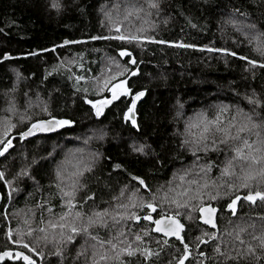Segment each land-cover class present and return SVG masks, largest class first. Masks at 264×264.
Returning <instances> with one entry per match:
<instances>
[{
  "label": "trees",
  "instance_id": "trees-1",
  "mask_svg": "<svg viewBox=\"0 0 264 264\" xmlns=\"http://www.w3.org/2000/svg\"><path fill=\"white\" fill-rule=\"evenodd\" d=\"M144 1L58 0L57 10L51 6L53 0H0V121L13 94H18V108L29 103L31 110L36 104L38 113L10 134L15 144L0 156V172L5 174L0 181V251L28 254L34 248L30 256L36 264H264V201L241 200L236 215L225 211L236 195L264 193V67L259 66L264 56L256 50L264 47V0ZM148 1L158 7L146 8L151 21L147 31L121 34L137 40L90 39L115 37L104 9L107 13L125 2L144 7ZM122 50L132 55L121 57ZM240 57L257 61V66ZM133 58L136 64L130 63ZM116 59L127 71L111 83L127 78L131 92L146 90L136 107L138 128L125 120L129 96L111 103L99 118L86 102L107 94L106 86L96 90L94 81L103 72L106 75ZM44 106L47 112L42 111ZM51 116L73 123L19 140L18 133L31 121ZM217 117L221 127L233 125L228 129L233 136L245 129L231 149L220 145L219 152L211 150L212 140L219 144L223 138L211 125L209 151L194 155L191 147L183 146L186 139H198L204 124ZM82 134L83 139L75 141ZM134 145H145L144 152L133 151ZM236 148L250 157L248 165L243 171L233 169V177H222ZM81 160L90 162L92 171L80 178L84 187L73 201L77 207L70 211L61 198L56 172ZM208 164L215 167L204 173ZM22 169L28 176L17 175ZM218 193L219 199H210ZM88 196L93 199L79 207ZM206 203L217 207L218 231L198 221V208ZM147 204L156 211L142 206ZM105 210L108 227L97 224L89 233L71 232V226L87 227L89 219H99L94 213ZM149 213L153 218L179 213L184 242L155 233L152 222L143 219ZM133 214L141 219L112 226L111 217ZM192 215L194 219L187 220ZM49 220L64 223L65 228L53 229ZM69 235L74 236L71 242ZM137 235L141 240L135 239ZM109 240L115 248L100 243ZM130 251L134 254L128 255ZM148 251L154 255L147 256ZM0 264L27 263L19 259Z\"/></svg>",
  "mask_w": 264,
  "mask_h": 264
},
{
  "label": "snow or ice",
  "instance_id": "snow-or-ice-1",
  "mask_svg": "<svg viewBox=\"0 0 264 264\" xmlns=\"http://www.w3.org/2000/svg\"><path fill=\"white\" fill-rule=\"evenodd\" d=\"M53 8H56L57 10H59L60 8V4L58 2V0H53V3L51 5ZM152 8H156L158 7V5L156 3H152L151 4ZM248 27H252V26H248ZM117 31L119 32L120 29L118 28ZM90 39L92 40H96V39H119V40H124L127 41L129 43H131L132 41L137 40V36L132 35V36H124V35H119V36H115V37H104V36H100V37H91ZM151 39V38H148ZM81 41H75V43H80ZM151 42H160L163 43V41H151ZM65 43H69L68 41H65ZM180 46H184V45H180ZM209 51H213V49H207ZM262 56H264V47H260L256 49ZM224 51L226 54L228 55H232L235 56L236 53L234 52H228L227 50H222ZM31 55H36V53H31ZM132 54L130 52H128L127 50H122L119 52V56L121 57H125V56H131ZM10 57H5V59H9ZM240 59L245 60L248 64L252 65L253 67L257 66V61L255 60H249L247 57H240ZM131 64H136V60L133 58L130 60ZM260 67H264V64H259ZM125 71H127V69H125ZM137 73L136 72H132L131 75L135 76ZM122 75V73H121ZM77 79H81V77H77ZM125 82H121L119 84H116L115 87L116 88H120L123 91L121 92V95H131L130 90L127 89L124 86ZM145 95L144 91H141L139 93H136L133 97H132V106L128 108L127 112L125 113V120H130L132 125L134 127L138 128V125L136 124V120L134 118V109L136 106V101L140 100L143 96ZM120 97L113 92L112 95V99L111 100H101L98 103H93L91 100L86 101L89 104H92V106L96 109V116H100L102 115L101 112V107L107 106L109 104L112 103L113 100H117ZM42 111L47 112V107L44 106L42 108ZM31 119V118H29ZM235 119V118H233ZM23 122V121H22ZM72 121L70 120H66V119H56L55 117H52L51 119L48 120H38L34 123H31V126L27 128L26 131L20 132L19 133V139L20 140H25L30 136H33L36 132H52L55 131L57 128H63V127H67V126H71L72 125ZM214 126L215 127V132L216 133H220L222 134L223 138L220 140L219 144L216 143L215 139L212 140V146H211V150L219 152L220 151V145H224L226 148L231 149L233 147V142L236 141H240L242 138L239 135V132H243L245 131L244 128H240L239 131L237 132V134L235 136L231 135L230 131L228 129H230L233 125H229L228 129L221 127L220 126V119L219 117H217L216 120L214 121H207L204 124V128L203 131L200 133V136L198 139H192V140H188L186 139L184 141L183 146L186 147H191L194 155L198 152H200L201 150H203L204 152L209 151V145L206 143V141L209 139L208 137V133H210L212 131V128H210L209 126ZM16 125H11V127L4 133V136L8 137L9 133L11 132L12 128H15ZM189 127L191 128L192 125H189ZM243 144L245 147L251 149L252 145H250L248 143L247 140H243ZM13 147V139L12 138H8L6 140H0V156H4L6 153H8L9 149ZM145 145H139V146H133V151L136 152H140L143 153L145 150ZM236 151V156L233 157L232 159L228 160L227 164L228 166L225 167L222 171V177L224 176H229V177H233L235 176V172L233 171V169H239L240 171H243V169L248 165V162L250 160V157L248 156H244L242 155V150L239 148L235 149ZM197 159H199V157H197ZM75 167V171L65 175L64 172L57 170L56 172V178L58 181H60V185H66L68 190H64L63 187H60V185H58V188H60V193H61V198L66 200L67 203V207L69 208V210L71 211L72 209L77 207V204H74L73 201L76 199L77 193L83 189L84 185L81 184L80 178L84 176V174L86 172H90L92 171V166L90 162L87 161H78L77 164L74 166ZM117 168H119L120 166L117 165ZM213 167H215L214 164H208L205 168L202 169V171L204 173H207L208 171H210ZM66 171V170H65ZM18 176H28V171L26 169H22L18 174ZM5 179V174L3 172H0V181H3ZM134 179H138L135 178ZM181 179H183V177H181ZM139 184L143 187V188H147V185L145 184V182L142 179H138ZM193 183H195V181H193ZM243 187L247 188L249 187L248 183H244L242 185ZM139 191V189H138ZM123 195V193H121ZM226 195L231 196V193H226ZM219 193L215 196H210L211 200H216L219 199ZM259 198L261 201H264V193L261 192H255V194L253 195L251 192L249 193V195L247 196H239L236 195L234 199L231 200V203H229L227 205L228 209L232 212L233 215H236V205L238 204L239 201L241 200H247L250 201L252 203H255L256 199ZM93 197L92 196H88L86 198V200L84 201L83 204H80L79 207H84L87 204V201L92 200ZM143 207H145L146 209H151V212H155L156 208L152 205V204H147V205H142ZM43 207V206H41ZM177 207H179V205H177ZM48 212L51 214L52 209L49 208ZM200 212L202 213H208V217L203 219V223L204 224H209L211 225L213 228L216 227V223H215V219L213 214L216 212V209L208 206L205 208H201ZM68 215V214H65ZM77 218H80L82 216V213L77 211L75 213ZM94 215L96 217H98V220H93V219H89L88 221V225L87 227H84L82 229H78L75 226H71V232L73 234L79 235L80 232H84V233H89V229L96 227L97 224L99 225V227H108V223L107 220L105 219V217H107L108 213L107 210H105L104 212H97L94 213ZM179 216V213L176 214V216H167L164 219H160V220H152V216L151 213H149V215L144 216L143 219L145 220H149L152 221L153 223L156 224V228L155 231L156 232H161L163 231V234L165 236H173L175 237L177 240L181 241L182 243L183 241V237L181 235L183 229H184V225L180 222V219H178L177 217ZM191 219V217H189ZM65 216H61L60 220H64ZM113 224L112 226L115 227L117 225H120L122 222L127 221V220H139L141 219L138 216L133 215H127V216H119L117 217H111ZM43 222V220H42ZM48 226L55 229V228H60V229H64L65 228V224L64 223H59V222H53L51 220L48 221ZM39 231L41 232H45L46 229L45 228H40ZM29 235H32V232L30 231L28 233ZM147 234V233H145ZM124 233L120 232L119 236H123ZM94 240L98 239V236H92L91 237ZM214 239V237H212ZM74 239L73 235H69L67 236V241L71 242ZM135 239L137 241L141 240V236L137 235L135 237ZM17 243H20V241H15ZM101 245H103L104 243H108L111 244V246L113 248L116 247L115 244H112V242L109 241H100ZM165 244H167V241H164ZM200 243H207L206 240H200ZM240 243H243V241H240ZM23 247L25 248H29L28 244H23ZM188 245L186 243H184V248L185 250H187ZM29 251H36L34 248H29ZM250 253L253 251L252 249L248 250ZM217 252H219V249H217ZM59 254V253H58ZM134 252H128V255H133ZM10 253L5 252L4 256H9ZM154 255V253H151L150 251L147 252V256H151ZM201 255H203V253H201ZM17 258H22L24 261L27 262V264H34V261L27 255H24L23 253H17L16 254ZM101 259H106V257H101ZM180 264H183V261L180 262Z\"/></svg>",
  "mask_w": 264,
  "mask_h": 264
},
{
  "label": "rangeland",
  "instance_id": "rangeland-1",
  "mask_svg": "<svg viewBox=\"0 0 264 264\" xmlns=\"http://www.w3.org/2000/svg\"><path fill=\"white\" fill-rule=\"evenodd\" d=\"M121 1H124V0H121ZM150 4L151 3L148 1L143 7L141 4L132 5V2H125V4H118L119 6L118 5L111 6L112 7L111 11H108L107 13H106V9H104V12H103L104 18L107 20H111V25L113 26V30L116 31L114 32L113 36H119L123 34V32L125 31L133 32L135 30L148 29L150 27L149 25L151 24V21L149 18V11H147L146 8H148L147 6ZM104 6L106 8V3L103 4V7ZM118 28L120 29L119 32L117 31ZM242 29H245V28H242ZM143 35L145 37L147 36L146 34H143ZM124 71H125L124 65L116 59L114 63V67L111 69H108L106 71V75L103 72V74L99 78L95 79L94 83L97 87L96 90H103L105 89V86H106V89H108V86L111 84V80L113 79V77L117 75H121V73H123ZM11 98L12 99H10L9 107L6 110L7 114L4 116V118H2L3 120L0 121V130L3 132V136H4V133L11 127V125H16V127L11 129V132L9 133L8 137L4 136L0 140H6L8 138L13 139V136L10 134L17 132L19 130V128L17 127L19 125H23L22 121L30 118V116H34L35 114H38L34 110V108L37 107L36 104H34V108H32L31 110L27 109L28 105H30L29 103H26L27 106L20 109L18 108V105H17V102L18 103L20 102L18 101V94L17 95L13 94ZM192 117H196V116H192ZM82 136L83 134L79 137L76 136L75 141L82 140L83 139ZM13 144H15L14 140H13ZM60 144L61 143L58 142V145ZM77 148L78 147H76L75 149ZM63 171L69 174L75 171V168L71 165V163H69L67 166L63 167ZM61 187H63L64 190H68L66 185H62ZM190 217L191 219L188 218L187 220L194 219V215ZM211 235H212L211 232H209V236ZM31 253H32L31 251L28 252L29 255Z\"/></svg>",
  "mask_w": 264,
  "mask_h": 264
},
{
  "label": "water",
  "instance_id": "water-1",
  "mask_svg": "<svg viewBox=\"0 0 264 264\" xmlns=\"http://www.w3.org/2000/svg\"><path fill=\"white\" fill-rule=\"evenodd\" d=\"M122 81L125 82L124 86H125L127 89L130 90V88L128 87V84H127V78L119 79V80L113 81V82L108 86L107 94H106V95H104V96H100V97H97V98L93 99L92 102H93V103H98V102L101 101V100H111V99H112L113 92H115L120 98H121L122 96H125V95H121V92L123 91L122 89H120V88H116V87H115L116 84H119V83H121ZM141 91H144L145 94H146V90H144V89H140V90H136V91H133V92L130 91L131 95H126V96H129V98H130V102H129V104H128V107H127L125 113L127 112L128 108L132 106V97H133L136 93H139V92H141ZM144 96H145V95H144ZM144 96H143L140 100L136 101V106H135V109H134V118H135V120H136V107H137V105L139 104V102L144 98ZM120 98H119V99H120ZM117 100H118V99H117ZM114 101H116V100H113L112 103H113ZM109 106H110V104L107 105V106L101 107V112H102V114L104 113L105 109H106L107 107H109ZM91 108H92V112H93V114H94V117H95V118H99L101 115H100V116H96V114H95V113H96V109L92 106V104H91ZM52 117H55V116L35 119V120L31 121V122H30L25 128H23L20 132L26 131L27 128L31 126V123H34V122H36V121H38V120H48V119H51ZM55 118H56V119H65V118H60V117H55ZM66 120H67V119H66ZM128 121L131 123L130 120H128ZM131 124H132V123H131ZM63 128H64V127H63ZM61 129H62V128H57L55 131H52V132H47V131H45V132H36L33 136H30V137H28L27 139H29V138H31V137H34V136H37V135H39V134H43V135L51 134V133L57 132V131H59V130H61ZM20 132H19V133H20ZM19 133H18V137H19ZM19 140H20V139H19ZM25 140H26V139H25ZM20 141H22V140H20ZM252 194L254 195L255 192H252ZM247 195H249V193H248ZM247 195H246V196H247ZM1 201H2V194H1V192H0V204H1ZM229 203H231V201H229V202L227 203V205H228ZM227 205L225 206V210L229 211ZM208 206H211V207H213V208L216 209V212L213 214L214 219H215V223H216L217 207H216V206H213V205L210 204V203L203 204L202 206H200V207L198 208V221H199L201 224L207 226L208 228H212V229H214V230H217V223H216V227H215V228H213V227H212L211 225H209V224H204V223H203V219L208 217V213H206V212H205V213H202V212H200V209H201V208L208 207ZM236 206H237V205H236ZM236 206H235V207H236ZM167 216H170V215H161V216H158V217H156V218H153V217H152V220L154 221V220L164 219V218H166ZM177 218H178V217H177ZM178 219H179V218H178ZM150 222H152V221H150ZM180 222H181V221H180ZM181 223H182V222H181ZM152 226H153V230H154V232H156V231H155V228L157 227L156 224L152 222ZM156 233L159 234V235H161V236H163V237H166V238H174V239H176V238L173 237V236H165V235L163 234V231H161V232H156ZM181 235H182V233H181ZM182 237H183V236H182ZM176 240H177V239H176ZM178 241H179V240H178ZM179 242L182 243L181 241H179ZM183 246H184V244H183ZM5 252L10 253V255H9V256H4V253H5ZM17 253H23L24 255L29 256V257L34 261V264H36V260H34L29 254L25 253V252L22 251V250H17V249H15V250H12V249H5V250L0 251V263H2L4 260L17 261V260L21 259L22 261H24L22 258H17V257H16V254H17ZM188 254H189V251H188V250H185V253H184L183 257L186 258V257L188 256ZM24 262L27 263L26 261H24Z\"/></svg>",
  "mask_w": 264,
  "mask_h": 264
},
{
  "label": "bare ground",
  "instance_id": "bare-ground-1",
  "mask_svg": "<svg viewBox=\"0 0 264 264\" xmlns=\"http://www.w3.org/2000/svg\"><path fill=\"white\" fill-rule=\"evenodd\" d=\"M226 211V210H225ZM218 231V230H217ZM156 233V232H155Z\"/></svg>",
  "mask_w": 264,
  "mask_h": 264
}]
</instances>
